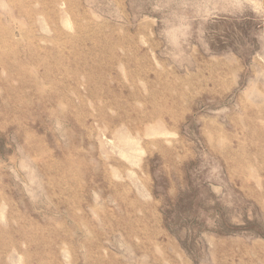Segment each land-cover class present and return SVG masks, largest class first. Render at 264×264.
Returning a JSON list of instances; mask_svg holds the SVG:
<instances>
[{"label": "rangeland", "instance_id": "1", "mask_svg": "<svg viewBox=\"0 0 264 264\" xmlns=\"http://www.w3.org/2000/svg\"><path fill=\"white\" fill-rule=\"evenodd\" d=\"M0 264H264V0H0Z\"/></svg>", "mask_w": 264, "mask_h": 264}]
</instances>
